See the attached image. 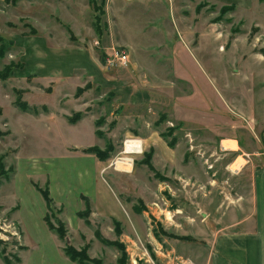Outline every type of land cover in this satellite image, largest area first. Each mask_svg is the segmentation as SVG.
<instances>
[{
  "label": "rangeland",
  "instance_id": "rangeland-1",
  "mask_svg": "<svg viewBox=\"0 0 264 264\" xmlns=\"http://www.w3.org/2000/svg\"><path fill=\"white\" fill-rule=\"evenodd\" d=\"M0 38V264H78L66 245L103 264H206L250 189L238 145H264V2L0 0ZM113 48L129 64L101 75Z\"/></svg>",
  "mask_w": 264,
  "mask_h": 264
},
{
  "label": "crops",
  "instance_id": "crops-1",
  "mask_svg": "<svg viewBox=\"0 0 264 264\" xmlns=\"http://www.w3.org/2000/svg\"><path fill=\"white\" fill-rule=\"evenodd\" d=\"M238 6L242 7L241 4H238ZM152 13L149 14L151 15ZM85 54L90 56L87 51H85ZM94 61L92 60L93 65H95ZM97 61L100 65L98 68H100L101 75L108 74L104 67H102L100 59H97ZM103 81L106 82L104 78ZM121 83L123 82L120 79L119 84ZM118 91L120 98L127 105L133 103V99L135 103L137 102L138 98L130 91L128 84L125 83V87L122 86ZM139 111L135 110L134 115L140 117L133 118V122L138 124V127H140V123H138L139 119L143 121L142 124H144L145 120L144 113L139 114ZM121 118H116L119 123ZM146 138L149 142L152 139L147 136ZM257 142L256 146L249 144L251 147L249 150H247L246 141L243 142V146L238 145L241 151L240 155L238 150H232L234 153H238V158L241 157L244 161V169L240 175L249 176L250 189L246 195H242L241 197L243 201L245 198V202H240L241 208L243 207L242 216L239 218L235 217L231 220L230 224L224 226V229L221 230V233L214 241L206 264H264V156L262 155L263 151L259 152L260 149H264V145L263 143H261L262 145L259 144L258 140ZM98 163L102 164L101 161ZM99 168L101 169L102 167L100 166ZM243 176H240L239 180H244ZM235 211L238 210L235 209ZM20 264H24L22 257Z\"/></svg>",
  "mask_w": 264,
  "mask_h": 264
},
{
  "label": "trees",
  "instance_id": "trees-1",
  "mask_svg": "<svg viewBox=\"0 0 264 264\" xmlns=\"http://www.w3.org/2000/svg\"><path fill=\"white\" fill-rule=\"evenodd\" d=\"M14 1V3L15 2H17L18 0H13ZM262 2H264V0H261ZM94 3H96V2H93V4ZM234 6L235 5H227V6H224L223 8H222V14H225V13H227L228 11L230 12V11H232V10H234ZM97 9H99V7H97ZM101 18H95V30H96V32H97V34H99L100 35V33L102 32V31H99L98 29L101 27ZM98 30V31H97ZM0 41L1 42H3V45L1 46V49H3V52H6V50L10 47V45H12V42L11 41H6V40H4L3 38H0ZM105 59L103 58V61H104ZM11 67L12 66H8V67H6L5 69H4V71L0 74V76H3L4 77V75L5 74H7L8 72H10L11 71ZM88 87V86H87ZM79 94V93H78ZM82 116H83V114L82 113H76V115H74V116H72L69 120L72 122V123H76V121H77V119H79L80 117L82 118ZM101 121L102 120H98L96 123L98 124V123H101ZM173 133H174V130H170L169 131V134H167L166 136H163V137H165V138H168V137H172L173 136ZM103 133L101 132V131H98L97 132V135H99V136H101ZM174 139V138H173ZM170 145L171 146H174V144L172 143V141H171V143H170ZM83 152L84 153H87V154H95L101 161H105L106 159H109L110 158V155H109V152H108V150H101V149H99L98 147H89V148H86V149H84L83 150ZM152 153H153V151L151 150L150 152H149V154L147 155V158H149L145 163L146 164H148V166L152 169V170H154V168H153V166H152V164L150 163V160H151V157H152ZM2 158L0 157V175H2L3 173H4V171H3V169H4V166H3V164H2ZM155 176H156V178L157 179H161V181L162 182H165V181H167V178H165L164 176H162V174H160L159 172H157V173H155ZM41 191V190H40ZM41 193H42V195H43V198L45 199V201H46V205H47V208H48V210L49 211H51L52 209H53V207H52V200H51V198H50V196H49V192L47 191H41ZM139 204H140V206L137 208V211H139V212H143V210H145L146 209V206H145V204H144V202L142 201V200H139ZM89 212H90V209L88 208L87 209V211L85 212L86 214H89ZM81 216L83 215L82 213L80 214ZM45 220H46V222H47V224H48V226L50 227V229L52 230V231H54L56 234H58V236L60 237V238H64L65 236H66V231H65V228H64V226L60 223V224H58V227L56 228L52 223H50L49 222V218H48V216H46V218H45ZM115 223V230L117 231V234H118V231H119V229H120V224L118 223V221L116 222H114ZM161 232L163 233V234H165V235H167V236H169V237H171V238H173V237H176V238H180V239H183V240H191V241H193L194 239L193 238H191V237H189V236H179V237H177V236H170L169 234H167V233H165L164 232V230L161 228ZM98 236H100L101 234H100V232H99V234L98 233H96ZM100 238H101V236H100ZM103 241H105V240H103ZM107 243H108V241H106ZM118 243V242H117ZM111 244H115V245H118V244H116V243H111ZM119 247H123L122 245H120ZM87 248H85V249H82V250H77V249H75L73 246H71V245H66V247L64 248V252H65V254L67 255V257L70 259V260H72V261H74V262H77L78 264H103L102 263V261L100 260V259H98V258H90L89 257V255H88V253H87V250H86ZM126 257H127V254L125 253V252H123V260H126ZM128 258V257H127ZM121 264H125V263H123L122 261H121Z\"/></svg>",
  "mask_w": 264,
  "mask_h": 264
},
{
  "label": "built area",
  "instance_id": "built-area-1",
  "mask_svg": "<svg viewBox=\"0 0 264 264\" xmlns=\"http://www.w3.org/2000/svg\"><path fill=\"white\" fill-rule=\"evenodd\" d=\"M97 45H100L97 42ZM113 52L112 54L108 55L106 57V59L104 60V69L107 71H110L112 69H125L127 68V62H128V58L129 56L127 55V53L125 51H121V50H117L116 48L112 49ZM190 140H192V138H190ZM262 155L264 156V152L262 153ZM208 164V163H207ZM232 172H236L235 170H232ZM157 207H159L158 204H156ZM0 230L3 233H8L7 229H3L2 227H0ZM18 236V235H16ZM9 234H6V237H2L4 240L8 239Z\"/></svg>",
  "mask_w": 264,
  "mask_h": 264
},
{
  "label": "bare ground",
  "instance_id": "bare-ground-1",
  "mask_svg": "<svg viewBox=\"0 0 264 264\" xmlns=\"http://www.w3.org/2000/svg\"><path fill=\"white\" fill-rule=\"evenodd\" d=\"M128 64H129V58H128V62H127V66H128ZM137 143V142H136ZM136 143H129L128 145H126L127 147H126V153L127 154H131V152H139L141 149H140V144L138 143V144H136ZM223 149L224 150H229V149H232V148H226V147H224L223 146ZM131 162H133L132 160H128V159H124L123 160V163H125V165H126V163H130L131 164ZM126 166H128V165H126ZM129 167H132L131 165H129Z\"/></svg>",
  "mask_w": 264,
  "mask_h": 264
}]
</instances>
